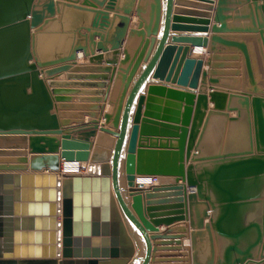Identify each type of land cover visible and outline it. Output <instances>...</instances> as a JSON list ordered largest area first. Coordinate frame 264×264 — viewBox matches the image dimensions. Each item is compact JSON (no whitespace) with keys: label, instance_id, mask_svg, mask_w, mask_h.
Returning a JSON list of instances; mask_svg holds the SVG:
<instances>
[{"label":"water","instance_id":"95a60500","mask_svg":"<svg viewBox=\"0 0 264 264\" xmlns=\"http://www.w3.org/2000/svg\"><path fill=\"white\" fill-rule=\"evenodd\" d=\"M129 230L264 264V0H0V264H134Z\"/></svg>","mask_w":264,"mask_h":264},{"label":"bare ground","instance_id":"6f19581e","mask_svg":"<svg viewBox=\"0 0 264 264\" xmlns=\"http://www.w3.org/2000/svg\"><path fill=\"white\" fill-rule=\"evenodd\" d=\"M199 48V49H195ZM201 47H194L193 55H201ZM81 57V56H80ZM92 166L85 162H77V161H63L61 162V171L60 174L63 175H72V174H85L87 172L92 171ZM151 176H138L137 183L141 184L143 187L149 186V180Z\"/></svg>","mask_w":264,"mask_h":264},{"label":"crops","instance_id":"0c3cea01","mask_svg":"<svg viewBox=\"0 0 264 264\" xmlns=\"http://www.w3.org/2000/svg\"><path fill=\"white\" fill-rule=\"evenodd\" d=\"M133 23H135V19L133 18ZM172 34V33H171ZM201 55H197V56H202L204 59L208 56L206 54L205 48L201 47ZM195 49H199V48H195ZM194 56V55H193ZM77 64L81 65V64H86V58L84 57H79V59L77 60ZM203 68H205V66H203ZM64 77L63 75L57 77V80H63ZM73 102H76V99H73ZM212 104H209V107H211ZM85 120H88L87 117H85ZM180 223H175V225H171L170 227H166V226H159L157 229L158 233H163L165 232L168 228H171L172 226H177ZM129 233L131 234V237L133 238V240L135 241V258H137L136 262L134 264H139L141 262V259L144 256V245L143 242L140 240V237L133 231V230H129ZM182 244H186L188 245V240L187 239H182Z\"/></svg>","mask_w":264,"mask_h":264},{"label":"built area","instance_id":"2783aa9c","mask_svg":"<svg viewBox=\"0 0 264 264\" xmlns=\"http://www.w3.org/2000/svg\"><path fill=\"white\" fill-rule=\"evenodd\" d=\"M164 182V179L158 176H151L149 180V186L159 185Z\"/></svg>","mask_w":264,"mask_h":264}]
</instances>
